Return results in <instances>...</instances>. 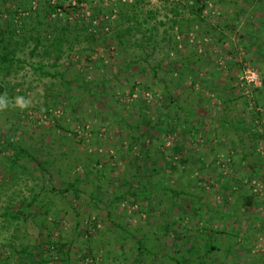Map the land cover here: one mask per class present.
<instances>
[{
	"label": "rangeland",
	"instance_id": "1",
	"mask_svg": "<svg viewBox=\"0 0 264 264\" xmlns=\"http://www.w3.org/2000/svg\"><path fill=\"white\" fill-rule=\"evenodd\" d=\"M18 1L0 0V16L4 8L9 5L13 8ZM176 1H144L145 9H154L158 18L167 21L160 26L162 44L147 58L145 53H139V47L128 53L130 59L142 55L140 66L145 67L156 65L163 58V67L155 66V70L147 67L145 71L120 69L122 58L119 59L117 48L109 38L105 44L95 45L94 50L83 51L79 58L72 60L73 74L79 71L88 79L112 81L115 94L119 96V102L114 105L128 113V119L135 126L139 117L146 115L157 131L165 129L164 135L161 134L164 142L155 146L150 154L146 153L149 134L138 145L132 139L116 138L118 123L108 127L111 119L105 111L109 108H104L103 103L99 102L101 113L94 112L95 103L82 104L77 98L66 109L54 106L48 114L42 110L43 84L31 71L21 69L16 75L6 77L4 96L0 97V150L4 149L0 158L6 153L5 143L11 138L30 149L28 156L36 155L43 162L63 150H67L68 155L53 179L46 171H41L36 158L30 157L24 159L29 174L21 175L18 181L10 174L0 175V188H3L0 258L2 252L14 244L36 243L40 230L50 227L52 238H61L70 247L73 264H133L138 255L137 238L118 242L116 231L121 230L118 226L121 222L133 230L138 225L145 234L147 249H141L140 264H175L170 259L175 251V240L180 249L191 253L192 262L188 264H201V261L202 264H264V158L258 164L261 170L253 164L256 171L253 173L245 165L253 157L249 155L246 161L240 160L239 151L243 147L250 152L253 149L250 142H256L255 139L244 136L239 140L232 129L220 132L217 127L225 113L231 118L242 115L245 122H249L254 112L259 111L262 119L257 118L253 123L257 124L258 131H264V0H224L221 4L207 0L205 21H198L194 29L183 34L171 36V33L176 34V28H171L169 8ZM87 2H83L85 7ZM32 4L37 5V1L33 0ZM183 13L188 16L186 10ZM174 45H178L177 48ZM197 57L198 61L189 67L180 60ZM154 71L159 80L154 77ZM253 75L257 76L256 82L252 80ZM126 77L131 78L126 80ZM232 87H235L233 91ZM228 93L234 99L227 109L224 100ZM173 95L178 97L179 105L193 108L202 116L193 122L190 116L195 115L194 111L187 116L171 107V116L181 122V127L168 131L162 120ZM66 102L68 100H64ZM91 128H98L99 132L93 135ZM256 146V151L264 157V137L260 136ZM92 156L103 157L108 175L100 181L95 175H89L80 183L78 193L73 190L62 193L60 190L66 185L62 179L76 176L73 169L84 175L83 168L74 166L79 162L78 157L88 161ZM183 156L188 157L184 158L198 171L189 175L193 179L182 174ZM155 166L166 173L163 176L169 186L179 191L184 189L180 195L162 192L147 201L123 184L127 178L135 189L142 188L143 183L149 184L162 176L155 175L152 170ZM42 186L49 189V196H44L50 203L46 218L40 215L43 210L37 207V200L29 205ZM94 187L104 199L98 208L90 196ZM7 205L13 211L27 207L19 222L10 216L6 219L2 214ZM37 212H40L39 224ZM8 220L12 221L8 223ZM167 225L169 228H165ZM191 243L196 247L190 251ZM208 245L216 248L209 252ZM88 249L94 257L85 254ZM195 258L201 261H194ZM50 264L63 263L57 256Z\"/></svg>",
	"mask_w": 264,
	"mask_h": 264
},
{
	"label": "trees",
	"instance_id": "2",
	"mask_svg": "<svg viewBox=\"0 0 264 264\" xmlns=\"http://www.w3.org/2000/svg\"><path fill=\"white\" fill-rule=\"evenodd\" d=\"M36 1L37 5L33 6V0H19L15 3L13 8L9 5L1 12L3 15L0 16V97L4 96V88L7 85L5 81L6 77L10 74L16 75L21 69H27L35 75L36 80L43 84V97L45 100L42 110H44L45 113L51 114V108L54 106H63V108L66 109L71 106L77 98L78 101L81 100L82 104L89 103L92 106V102L95 103L94 112L95 110H99V102L103 103L104 108H109V110L105 111L111 119L108 123V127L111 128L114 126L115 122L118 123V128L115 130L116 138L122 140L132 139V142L138 145L144 142L149 134L151 138L149 139L146 153H152L155 146L164 142V138L161 137V134L164 135L165 129L157 131L158 129L151 125L150 119L146 115L139 117L137 121L138 124H136L138 128H136L133 121L128 119V113L125 114L124 111L118 110L114 105L119 102V96L115 94L116 88L115 85L112 84V81L107 78L88 79L79 71L73 74L75 70L72 68V60L74 57L79 58L81 55L80 53L83 51H92L96 46L98 47L99 45L105 44V41L109 38L111 44L117 48L119 59L122 58V65L120 64L121 66H119L120 69L123 68L125 71L134 69L145 71L147 67L153 70H155V66L163 67V58L160 59L156 65L149 66V64H147V67H145L144 65L140 66L142 55L138 56V53H135L137 57H132L130 59L128 58V53L129 50L139 47L141 50L139 53L143 52L146 54V58L147 56L150 57V54H152V52L154 53L162 44L163 38L161 37L160 26L165 25L167 21L163 18H158V14L154 9H145L143 4L145 0H97L98 3L96 4H94V0H88L87 8L83 5L84 0ZM214 1L221 4L224 0ZM207 7V0L176 1L174 6L169 8V11L172 12V15L169 17V22L170 20L172 22L171 28H176V34L171 33V36L177 35L178 33L183 34L187 30L194 29L198 21H205L204 13ZM185 10L188 12V16L183 13ZM165 16L167 17L168 13H165ZM227 26H230V24H227ZM104 28H108L107 32L105 31L102 33ZM107 33L110 35L108 36ZM163 37H166V35ZM175 41L177 40L175 39ZM177 46L178 45H174L176 48ZM89 54L90 53L87 52L86 56ZM198 59L199 57L180 60L185 61L187 67H189L192 63H196ZM135 65H137V67ZM156 73L157 72L154 71V77H157ZM126 78V80H129L131 77ZM159 79L160 77H157V80ZM140 81L144 82V80L141 79ZM227 87H224L223 90L226 91ZM234 89L235 87L231 88L232 91ZM109 96L112 97V100ZM233 99L234 97L228 93L227 100H224V107L227 109L230 108ZM64 100H68V102L64 103ZM171 100L172 104H170L168 110L165 111V117L164 120H162L163 126L169 128L168 131L181 127V122L171 116V107H175L180 113L184 112L187 116L190 115V112L194 111L195 115L190 116L193 122H197L202 116L193 108L191 109L179 105L177 96L173 95ZM99 111L101 113V110ZM244 118L245 117L242 115L237 118H231L225 113L219 119L217 127L220 132L232 129V133H235L239 140H242L244 136L248 137L249 140L255 139L256 142H250L253 143V149L250 152L245 151L243 147L239 151V155L241 156L240 160L246 161L249 155L253 157L252 160L248 161L245 165L251 168V171L254 173L256 171L253 170V164L258 166L257 170H261L258 164L262 162L264 158L256 151V144L260 136L264 137V131H262L263 133L258 131L257 124H254L253 120L257 118L261 120L262 117L259 116V111H256L254 115L251 116L249 122H245ZM104 119H106V117ZM120 124H124L123 127H121ZM140 124H142L144 128ZM90 131L93 135H96L99 129L91 128ZM11 140H7L4 145L6 153L0 158V175L10 174L11 178L16 181H18L21 175L29 174V171H27L28 167L24 161L26 157H30L31 159L36 158L35 162H37V166L41 171H46L50 176L49 178L53 179L55 172L61 171L62 161L66 160L68 155V151L63 150L58 153V155L52 154L43 162L36 155L28 156L31 154L30 149L21 143H15ZM1 148L4 150L3 147ZM2 150H0V153ZM254 154H257V157ZM184 157L186 156L182 157V162L184 163V168L181 169L182 174L187 176L191 173L198 174L193 164H190L189 161L186 160L188 157ZM77 160L79 162L74 164V166L83 168L85 170L84 175L78 174L73 169V175L76 176L72 179H62V183L66 184L65 187L60 190L62 193H66L68 190H73L75 193H78V191L81 190L80 183L88 179L89 175H95L98 181L105 175H108L107 163H105L101 156L88 157V161H86L87 159L84 160L82 157H78ZM152 170L155 175L162 176L151 181L149 184L143 183L142 188L135 189L134 183L127 178L124 179L123 184L128 186L129 190L134 195L140 196L144 200L147 199V201H151L157 193L163 192L164 195L172 194L176 196L183 192L184 189L179 191L168 185L167 178L163 176L166 175L163 170H159L156 166L153 167ZM189 178L191 177L189 176ZM95 179H92V182H96ZM98 185H100V183H97V186ZM2 190L3 188H0V196ZM48 191V187L42 186L29 201V205H32L37 200V207L42 209L45 214L44 215L43 212H37V224H39L41 220L39 219L41 214V216L46 218L50 212V207L48 206L50 204L49 200L47 201L44 199V196H49L47 194ZM97 191L98 189L94 187L92 193L90 192V196L95 200L94 202H96V208L99 207L101 202H104L102 195H100L99 192V194L96 193ZM180 197L182 198L183 196ZM71 207L75 209L74 206ZM5 209L6 211H3L2 214L5 215L6 219L10 216L15 222H19L20 216L25 213L27 207H22L19 210L13 211L10 210L9 205H7ZM197 209L199 208H195V210ZM110 214L109 211V216ZM209 217L212 219L213 215ZM56 218H54V221L57 220ZM11 221L12 220H8V223ZM118 226L121 228L120 231H116L120 240H118V242H121V240L126 241L130 237L137 238L138 255L136 259H134L133 264H140L142 261V250L146 251L147 249L145 234L141 232V228L138 225L134 230L121 222H118ZM165 228H169V226L167 225ZM40 232V236L37 237L36 243L30 244V242H20L14 244L11 248L6 247L7 250L4 253L2 252V257L4 258H0L1 264H26L27 261L30 264H50L57 256L61 258L63 264H73L70 255L71 249L67 247L65 241H62L61 238H52L53 234L50 231V227L41 229ZM173 246H175L174 249L177 253L174 251L170 259H172L175 264H188V262H192L191 258L193 257H191V253H185V251L180 249V244L176 240L173 242ZM176 247L178 248L176 249ZM194 247H196L195 243H191L189 246L190 251ZM207 248V251L210 252L216 247L213 245L209 247L208 245ZM85 254L94 257L92 251L89 249L86 250ZM125 257H128V255L126 254ZM196 260L201 261L200 258H195L194 261Z\"/></svg>",
	"mask_w": 264,
	"mask_h": 264
},
{
	"label": "built area",
	"instance_id": "3",
	"mask_svg": "<svg viewBox=\"0 0 264 264\" xmlns=\"http://www.w3.org/2000/svg\"><path fill=\"white\" fill-rule=\"evenodd\" d=\"M252 78H253L252 80H254V82L257 81V76L256 75H253Z\"/></svg>",
	"mask_w": 264,
	"mask_h": 264
}]
</instances>
